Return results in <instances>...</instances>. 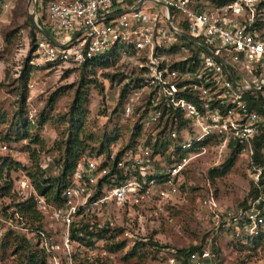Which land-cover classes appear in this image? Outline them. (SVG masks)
Returning a JSON list of instances; mask_svg holds the SVG:
<instances>
[{
	"label": "built area",
	"instance_id": "2783aa9c",
	"mask_svg": "<svg viewBox=\"0 0 264 264\" xmlns=\"http://www.w3.org/2000/svg\"><path fill=\"white\" fill-rule=\"evenodd\" d=\"M38 9L58 41L39 33L35 54L41 63L81 65L117 49L119 58L134 57L137 65L136 75L122 84L130 82V89L120 112L131 128L141 127L133 142L83 154L60 204L35 199L36 208L49 211L62 227L65 245L85 216H101L113 206L160 209L177 195L180 176L208 145L230 144L247 158L249 196L230 210L218 208L212 196L202 203L215 211L217 230L264 238L261 0H37ZM167 141V152H186L168 162L153 149ZM214 261L206 245L172 254L165 264Z\"/></svg>",
	"mask_w": 264,
	"mask_h": 264
},
{
	"label": "rangeland",
	"instance_id": "374dc122",
	"mask_svg": "<svg viewBox=\"0 0 264 264\" xmlns=\"http://www.w3.org/2000/svg\"><path fill=\"white\" fill-rule=\"evenodd\" d=\"M35 16L40 23L33 0H0V264H29L32 257L36 264H165L177 249L206 245L214 253L213 264H264V238L217 230L215 211L202 203L212 196L218 208L230 210L249 196L245 154L221 146L208 145L205 154L191 161L180 176L177 195L160 209L113 206L101 216H85L83 222L94 231L106 229L103 236H69L67 247L62 227L49 211H40L39 220L18 212L19 203L39 196L35 178L57 175L68 134L67 112L79 88L88 89L79 134L87 144L82 155L95 152L105 137H117L113 147L125 145L133 132L121 118L119 93L137 73L136 58H119L106 67L41 63L30 52L31 35L38 36ZM27 59L31 72L21 119L29 125V137L16 140L11 134L5 139L18 118L20 75ZM227 162H232L228 168ZM213 169L217 175H211Z\"/></svg>",
	"mask_w": 264,
	"mask_h": 264
},
{
	"label": "trees",
	"instance_id": "16d2710c",
	"mask_svg": "<svg viewBox=\"0 0 264 264\" xmlns=\"http://www.w3.org/2000/svg\"><path fill=\"white\" fill-rule=\"evenodd\" d=\"M39 1H47V0H39ZM221 2H228V1H232V0H220ZM40 23L42 26H44V28L46 27L44 24V18L43 15H41L40 18ZM37 39V40H36ZM39 40V32H38V36L37 38L34 36V33L31 35L30 38V52H34L36 50V46H37V42ZM29 59L26 60V64H24L23 68H22V73L20 75V81L22 84V89L19 92L20 94V100H19V106H18V118L17 121H12L10 124V130H12V133H7L5 135V139H9L11 134H14L16 137V140H21L23 138H27L29 137V134L27 132V129L29 127L28 124H24L22 119H21V113H24L23 111H25V103H26V98H27V90H28V80H29V75L31 72V68H29V64L27 63ZM119 60V54L117 52V49H113L111 52L104 54L102 56H100L99 58L93 59L91 61H87L83 64H81V66L83 68H86L88 66H101V67H106V66H110L112 64H115L117 61ZM122 78H119V81ZM133 86H136V84H134ZM130 89V82L126 83L120 90L119 93V103L122 105V102L126 96V93L128 92V90ZM88 89L87 88H79L75 95L74 98L71 102L69 111L67 112V117H66V121L68 122L69 126H68V134H67V139L65 141V147H64V151H63V156L61 158V163L59 164V169L57 172V175L55 178H44L42 180L39 179H34L33 183H34V189L35 192L38 195L43 196L47 202L50 203H55V204H60L62 202V190L65 187V185L67 184V178L71 172V170L74 168L77 160L82 156V153L85 151V149L87 148V144L85 143L84 139H81L79 137V134L81 132L82 129V125H83V120H84V114H85V109L84 106L85 104L88 102L87 101V95H88ZM140 125L138 123H136L133 127V132L131 134L130 139L128 140V144L130 145L133 140L135 139V137L139 134L140 132ZM105 140H101L97 150L95 152L100 153V152H108L109 148L111 146L112 143L115 142V140L117 139L116 136H110V137H105ZM202 144H206V141H203L200 143ZM168 145H169V141L167 142H163L161 146L159 145H155L153 147L154 152H162L163 154H165L167 161L168 162H172L174 161V159L176 157H178L179 155H183L186 150H182L179 147H175L174 151L171 152H167L168 150ZM231 150L233 153H238L239 152V145H233L230 144ZM257 156V153H255V157ZM174 157V158H172ZM232 162L229 163L227 162V168L229 166H231ZM6 162H4L2 164V166H5ZM223 171H226V169ZM2 169V167H1ZM0 169V172H1ZM217 171L216 170H212L211 171V175H217ZM10 187V184H8L6 186V190L8 191ZM6 191V192H7ZM245 201V200H244ZM18 212H20L23 216H27L30 219L33 220H39L41 218V213L40 211L37 210L36 208V202L34 200L33 197H30L29 199H27L24 202H21L18 204ZM80 231L83 233V236H103L104 233L106 232V229H100L98 231H94L93 226L89 223L84 222L81 226H79L78 228H73L72 229V233L71 236L72 238L75 236H80L76 234V231ZM246 237H250V236H246ZM252 238H262V236L260 237H252ZM255 240V239H254ZM123 243H121L118 248H122L123 247ZM201 246H190L189 248H181V249H177L176 250V255H183L187 252H192L195 250L200 249ZM32 257V256H31ZM31 262L29 264H36L35 259L32 257Z\"/></svg>",
	"mask_w": 264,
	"mask_h": 264
},
{
	"label": "water",
	"instance_id": "95a60500",
	"mask_svg": "<svg viewBox=\"0 0 264 264\" xmlns=\"http://www.w3.org/2000/svg\"><path fill=\"white\" fill-rule=\"evenodd\" d=\"M33 1L35 4V10H36L37 9V0H33ZM32 21H33V24L39 33L43 34L44 36L48 37L49 39L53 40L54 42H58L56 40V38L51 33H49L40 23L37 22L36 16L34 18L32 17ZM78 34H79V32H77L74 36H77ZM183 35L186 36L185 34H183ZM204 48L207 51H209L207 47L204 46Z\"/></svg>",
	"mask_w": 264,
	"mask_h": 264
}]
</instances>
